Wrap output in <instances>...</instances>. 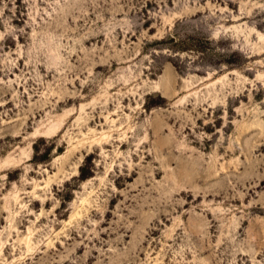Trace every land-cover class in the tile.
<instances>
[{
	"label": "rangeland",
	"instance_id": "rangeland-1",
	"mask_svg": "<svg viewBox=\"0 0 264 264\" xmlns=\"http://www.w3.org/2000/svg\"><path fill=\"white\" fill-rule=\"evenodd\" d=\"M0 264H264V0H0Z\"/></svg>",
	"mask_w": 264,
	"mask_h": 264
}]
</instances>
